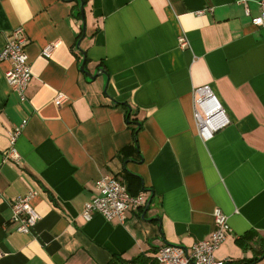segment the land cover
<instances>
[{
	"label": "crops",
	"instance_id": "0c3cea01",
	"mask_svg": "<svg viewBox=\"0 0 264 264\" xmlns=\"http://www.w3.org/2000/svg\"><path fill=\"white\" fill-rule=\"evenodd\" d=\"M82 1L84 17L79 0H0V53L23 27L33 74L21 103L0 62V264H158L162 245L208 239L217 208L232 233L215 258L264 264V28L251 23L260 0ZM202 87L231 122L209 141L194 117ZM24 123L15 164L9 134ZM102 176L147 193L145 208L123 223L86 221ZM29 192L40 220L22 235L11 205Z\"/></svg>",
	"mask_w": 264,
	"mask_h": 264
},
{
	"label": "built area",
	"instance_id": "2783aa9c",
	"mask_svg": "<svg viewBox=\"0 0 264 264\" xmlns=\"http://www.w3.org/2000/svg\"><path fill=\"white\" fill-rule=\"evenodd\" d=\"M259 15L252 18L251 23L258 28H264V0L259 3ZM28 42L27 34L23 27L15 28L7 37L6 45L0 53V62L9 64L4 76L11 88L17 94L21 103H27L26 91L33 79L32 67L26 53ZM179 47L184 49L190 46L185 34L178 38ZM61 45L60 41L47 44L42 50V56L52 58L54 52ZM195 102V124L198 136L203 141L211 140L216 133L231 124L226 110L217 96L209 87L198 88L193 93ZM68 101L65 94L58 92L54 98L56 106L60 107ZM25 128V123L10 132V148L5 158L19 164L21 156L16 148L17 141ZM97 195L84 206L82 213L86 221L94 215H101L105 220H119L123 223L129 211H139L145 208L148 200L147 193L132 195L128 186L115 176H102L95 182ZM37 192H29L17 197L11 205L12 216L10 224L15 226V231L22 235H33V231L40 215L32 206ZM214 228L208 239L196 242L188 250L179 245L164 244L156 254L158 264H230V260H217L215 252L232 233L229 218L220 208L213 213ZM4 256L0 249V260Z\"/></svg>",
	"mask_w": 264,
	"mask_h": 264
},
{
	"label": "trees",
	"instance_id": "16d2710c",
	"mask_svg": "<svg viewBox=\"0 0 264 264\" xmlns=\"http://www.w3.org/2000/svg\"><path fill=\"white\" fill-rule=\"evenodd\" d=\"M128 186V185H127ZM128 189H129V186H128ZM129 192L131 193V191H130V189H129ZM132 194V193H131ZM132 195H136V194H132ZM255 237V235L254 234H247L246 236H244L243 238H241V239H239V243H241L242 245L244 244V241L246 240V239H252V238H254ZM141 260V258H138V259H136V260H134V261H132L130 264H136V262L137 261H140ZM111 264H127V262H125L123 259H121V258H114V260H113V262L111 263Z\"/></svg>",
	"mask_w": 264,
	"mask_h": 264
},
{
	"label": "water",
	"instance_id": "95a60500",
	"mask_svg": "<svg viewBox=\"0 0 264 264\" xmlns=\"http://www.w3.org/2000/svg\"><path fill=\"white\" fill-rule=\"evenodd\" d=\"M79 1H81V13L84 17V4H83L84 2L82 0H79ZM83 37H85V28H84V36ZM84 66H85V63L83 64L82 68H84ZM148 206H149V204H148Z\"/></svg>",
	"mask_w": 264,
	"mask_h": 264
}]
</instances>
